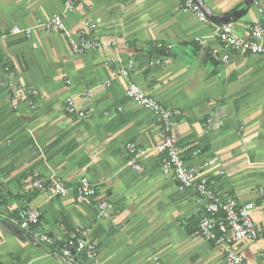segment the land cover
Returning a JSON list of instances; mask_svg holds the SVG:
<instances>
[{
  "label": "crops",
  "instance_id": "obj_1",
  "mask_svg": "<svg viewBox=\"0 0 264 264\" xmlns=\"http://www.w3.org/2000/svg\"><path fill=\"white\" fill-rule=\"evenodd\" d=\"M64 2L0 0V264H69L58 250L83 233L97 244V264H227L221 247L197 235L206 200L167 176L154 154L161 128L117 75L128 60L130 80L175 112L185 161L217 193L256 206L259 237L243 245V256L264 264V59L237 55L224 63L213 31L232 24L246 38L264 25V0H194L207 24L178 0H81L64 21L67 32L77 40L90 19L103 43L84 55L45 28ZM19 87L32 89L35 110L16 97ZM69 98L87 119L67 114ZM129 143L140 151L139 171L126 157ZM36 177L71 190L87 179L97 194L87 202L73 193L30 194ZM105 201L115 211L101 217ZM27 210L41 213L30 232L12 222Z\"/></svg>",
  "mask_w": 264,
  "mask_h": 264
},
{
  "label": "built area",
  "instance_id": "obj_2",
  "mask_svg": "<svg viewBox=\"0 0 264 264\" xmlns=\"http://www.w3.org/2000/svg\"><path fill=\"white\" fill-rule=\"evenodd\" d=\"M81 0H65L64 11L55 16L51 22L45 25L47 31H59L70 39L73 53L84 55L95 53L103 47V43L97 38L95 32L96 24L87 19L77 33V40L67 32L64 21L68 15L75 12ZM181 6L193 13L203 24L208 20L205 14L194 0H178ZM214 35L223 46L225 54L222 57L224 63H229L237 55H253L264 59V25L255 24L249 29L246 38L236 35L232 24L213 26ZM12 33H20L14 28ZM161 58L157 63H161ZM134 69V61L128 60L120 63L117 75L127 81V95L132 102L151 111L159 124L162 132V141L153 151L160 166L167 176H172L178 184L186 190H193L196 194L206 200L205 210L200 217L197 235L207 243L221 247L225 253L227 264H247L243 256V245L258 239L259 232L257 224L253 219L256 206L253 203H239L235 198L217 193L209 180L195 166L187 163L183 156L179 142L173 134L175 124V112L160 101L150 96L138 84L130 80ZM19 99L26 100L31 110H35L32 95L33 91L27 87H19L15 90ZM18 108V105L14 106ZM67 114L79 119H87L89 113L79 111L72 98L66 101ZM125 154L129 165L139 171L141 167L137 164L140 151L135 143H129L125 147ZM36 192H48L52 198L66 197L73 193L79 202H87L94 199L97 189L89 180H82L74 190H71L64 181L43 179L36 177L31 184L30 194ZM99 215L107 217L115 211L110 202H102L98 206ZM41 213L27 210L21 220L12 219V222L24 231H32L40 224ZM41 243L51 246L52 240L46 234L36 235ZM69 264H85L90 262L97 264L99 250L97 244L91 241L83 233L79 236L68 238L65 247L58 250Z\"/></svg>",
  "mask_w": 264,
  "mask_h": 264
},
{
  "label": "trees",
  "instance_id": "obj_3",
  "mask_svg": "<svg viewBox=\"0 0 264 264\" xmlns=\"http://www.w3.org/2000/svg\"><path fill=\"white\" fill-rule=\"evenodd\" d=\"M0 61H3V58L0 56Z\"/></svg>",
  "mask_w": 264,
  "mask_h": 264
},
{
  "label": "water",
  "instance_id": "obj_4",
  "mask_svg": "<svg viewBox=\"0 0 264 264\" xmlns=\"http://www.w3.org/2000/svg\"><path fill=\"white\" fill-rule=\"evenodd\" d=\"M205 16H206V14H205Z\"/></svg>",
  "mask_w": 264,
  "mask_h": 264
}]
</instances>
